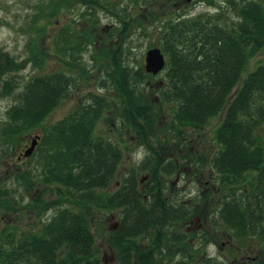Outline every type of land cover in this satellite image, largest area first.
Returning a JSON list of instances; mask_svg holds the SVG:
<instances>
[{"label":"rangeland","instance_id":"1","mask_svg":"<svg viewBox=\"0 0 264 264\" xmlns=\"http://www.w3.org/2000/svg\"><path fill=\"white\" fill-rule=\"evenodd\" d=\"M247 1L0 0V240L40 234L64 207L89 210L98 258L102 264L119 263L111 236L120 225L122 208L101 207L76 191L69 192L59 180L63 158L57 144L63 139L53 144V138L56 142L58 138L49 134L54 125L80 106L92 105L101 113L93 133L112 141L122 153L109 186L98 188L96 193L105 197L122 187L131 174L140 182L146 175L152 177L156 169L167 194L175 186L179 203L208 196L209 207L202 211V217L208 218L210 241L217 240V244L205 246L206 241L197 235L198 227H193L194 237L180 225L178 228L188 235L186 239H194L189 245L185 241L178 250L174 245L163 249V262L155 259L154 264H230L235 258L241 261V257L249 264L245 258L249 251L257 257L256 264H264V240L242 236L226 221L225 225H215L212 220L219 217L226 192L213 166V157L221 147L215 133L223 114L202 129L175 122L176 103L160 99L168 79V64L157 75L145 70L147 51L153 47L163 50L168 22L211 15L220 24H230L240 19L236 7ZM163 53L168 61V54ZM262 63L264 48L251 58L248 71ZM55 74L68 78L66 95L49 108L50 92L46 88L44 116L31 126L18 120L15 113L26 106L31 83ZM136 86L152 100L151 108H146L154 119L151 131L145 128L144 119L127 114L126 109L131 111L129 93L134 88L138 93ZM36 90H41L40 85ZM12 125L25 129L8 141L4 131ZM36 135H48L51 141H42L30 156L19 159ZM173 163L176 170L167 172L165 167L172 169ZM209 179L211 184L206 185ZM199 244H203L201 249H197ZM146 262L152 263L153 258Z\"/></svg>","mask_w":264,"mask_h":264},{"label":"trees","instance_id":"2","mask_svg":"<svg viewBox=\"0 0 264 264\" xmlns=\"http://www.w3.org/2000/svg\"><path fill=\"white\" fill-rule=\"evenodd\" d=\"M240 5L236 7L240 19L230 24H220L211 15L168 22L163 36V51L169 56L168 79L160 99L176 103L175 122L188 127L202 129L223 114L215 133L221 147L213 157L226 190L218 215L241 234H264V63L248 71L251 58L264 48V1ZM67 80L61 74L36 78L26 106L15 113L18 120L28 126L38 122L46 110V88L52 108L66 95ZM37 85L41 90L34 91ZM136 89L138 93L135 88L129 93L131 111L126 109L127 114L144 119L145 128L151 131L154 119L146 108H151L152 100ZM100 115L97 107L80 106L53 126L49 134L57 142L53 137L47 140L48 135L41 140L56 144L63 139L62 145L57 144L63 158L59 180L70 193L76 191L101 207L122 208L120 225L111 236L118 264H148L146 259L151 258L150 264L157 263L155 259L161 263L163 249L187 242L188 235L178 227L209 207L208 196L205 192L206 196L193 203L168 198L156 169L144 190L131 174L115 192L105 197L96 193L109 186L122 156L112 141L93 133ZM23 129L12 125L4 133L12 141ZM170 167H165L169 173L177 166ZM88 212L64 207L40 234L0 240V264H102Z\"/></svg>","mask_w":264,"mask_h":264},{"label":"flooded vegetation","instance_id":"3","mask_svg":"<svg viewBox=\"0 0 264 264\" xmlns=\"http://www.w3.org/2000/svg\"><path fill=\"white\" fill-rule=\"evenodd\" d=\"M41 136V138H40V140L38 141V144L36 145V147H35V149H38L39 148V146H40V144L42 143V135H40ZM31 143V142H30ZM30 145V144H29ZM34 149V150H35ZM34 152V151H33ZM23 156L24 155H22V152L19 154V156H18V158L19 159H22L23 158ZM149 178H150V175H146V176H144L142 179H141V181L139 182V184H140V186H141V189L142 190H144L146 187H147V181L149 180ZM205 184L206 185H210L211 184V180L209 179V180H206L205 181ZM174 191H175V186H173L172 185V189H171V192H169L168 194V198H172L173 196H174ZM146 197V196H145ZM207 219L208 218H203L202 217V212L199 214V215H194L193 217H191L190 219H188V220H186V221H184L183 223H182V228L184 227L185 228V230H186V233L188 232V234H193V236L195 235V229H193V227H198V228H196V230H198L199 232H200V234H197L198 236H199V239L200 240H203V241H206V243H205V246H207V245H209V246H211V245H216L217 244V240H214V241H210L211 240V238H210V235H209V231H207V229H206V227H207ZM213 222L215 223V225H218V224H223V225H225V223H224V221H226L224 218H222L221 216H219V217H214L213 219ZM196 224V225H195ZM116 230V229H115ZM225 232H226V229L224 230ZM242 236H246L247 234H241ZM248 236H258L261 240H264V234H248ZM195 237V236H194ZM192 239H194V238H192ZM191 238H188V240H187V243H188V245L190 244V240H192ZM209 239V240H208ZM199 241V240H198ZM191 243H193V244H195V242L193 241V242H191ZM223 243H225V242H223ZM174 245V244H173ZM201 245H203V244H199V246L197 247V249H201ZM178 246H180V245H178V244H175L174 245V247L178 250ZM192 247L194 248V246L192 245ZM191 247V248H192ZM170 249H171V247H170ZM165 257V256H164ZM245 258L247 259V260H249V264H256L257 262H256V259H257V257H255L254 255H251V253H250V251H249V253L245 256ZM215 259H217L216 257H215ZM212 260H214V259H212ZM245 262H247L246 260H244L243 261V257H241V261L238 259L237 260V258H235L234 260H233V263L232 262H230V264H245ZM216 264V263H215Z\"/></svg>","mask_w":264,"mask_h":264},{"label":"water","instance_id":"4","mask_svg":"<svg viewBox=\"0 0 264 264\" xmlns=\"http://www.w3.org/2000/svg\"><path fill=\"white\" fill-rule=\"evenodd\" d=\"M187 2H192L193 0H185ZM167 65V59L165 54L163 53L160 47H153L147 51L145 58V70L148 73H152L154 75L159 74L164 70ZM41 136L36 135L32 138L30 145L26 148V150L22 153L24 156H30Z\"/></svg>","mask_w":264,"mask_h":264}]
</instances>
